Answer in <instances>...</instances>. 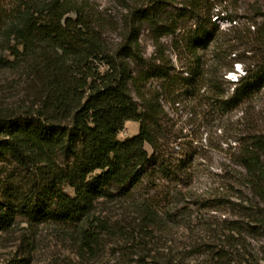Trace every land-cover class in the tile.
Here are the masks:
<instances>
[{
    "label": "trees",
    "instance_id": "16d2710c",
    "mask_svg": "<svg viewBox=\"0 0 264 264\" xmlns=\"http://www.w3.org/2000/svg\"><path fill=\"white\" fill-rule=\"evenodd\" d=\"M114 2L107 14L85 0H13L0 7V80L8 76L19 89L17 96H0V232L21 222L26 229L55 223L78 228L83 248L91 249L106 228L94 215L100 202L131 198L144 185L158 187L157 180L171 185L176 197L166 217L189 213L186 203L179 207L180 173L163 150V102L196 97L207 85L214 111L241 109L242 120L252 114L228 150L249 196L247 205L217 194L209 199L235 205L238 219L203 222L199 245L184 247L204 259L193 264L264 263V0L254 7L260 21L252 23V8H245L244 25L231 14V0ZM217 18L234 24L222 30ZM247 31L256 36V53L227 93L224 70L243 63L231 53ZM144 34L153 47L149 57ZM168 47L186 74L176 70ZM128 120L138 122V132L119 139ZM126 214L130 224L138 222L127 241L139 240L136 264H184L178 260L184 253L172 255L171 239L163 238L159 226L167 222L154 202L131 200ZM19 238L29 242V233Z\"/></svg>",
    "mask_w": 264,
    "mask_h": 264
},
{
    "label": "rangeland",
    "instance_id": "374dc122",
    "mask_svg": "<svg viewBox=\"0 0 264 264\" xmlns=\"http://www.w3.org/2000/svg\"><path fill=\"white\" fill-rule=\"evenodd\" d=\"M85 1L95 11L105 14L108 13V9L116 7L114 0ZM231 1H233L231 6L235 8L231 14L233 16L239 15V18L236 19L239 24L244 25L243 21L246 18L243 17V11L245 8H252V23L253 21H260V18H256L254 7H257L258 4L262 5V0ZM12 2L13 0H0V7L10 5ZM222 15L223 13L220 14V16ZM215 18L216 16L213 17V20ZM215 22L220 29L225 31H228L231 24H234V22L229 23L226 19L221 18H217ZM166 41L169 42L168 39ZM255 42L256 36L247 31L246 39L243 42H238L237 48L231 53V57L238 54L243 63L228 57L229 61L233 60L235 63L233 62V71L224 70L223 77L225 80L223 85L227 93L232 91L234 86L232 81L236 80L239 74H243L245 65L251 64L252 58L250 57L256 53L254 51ZM141 45L145 56L149 57L153 47L150 39L145 34L142 36ZM168 49L176 70L183 71V74H186L184 72V61H178L169 47ZM2 76L7 77V79L0 80V96L10 97L19 93L18 86L13 83L12 79L8 76ZM22 85L25 84H20V86ZM209 93L208 86L205 85L196 97L179 101L175 105L163 102L168 114L164 123L163 150L166 156L172 159L175 170L180 173L182 183L179 185V190L183 194L181 197L183 202L179 207L186 203L190 207L189 213L179 216L172 215L171 221L166 217L165 211L171 210V213H173L172 209H174L176 197L174 198L172 195L174 189L171 185L164 183L162 180H157L158 187L144 185V188L137 189L132 193L131 198L100 202L101 205L96 208L94 215L96 223L104 222L106 228L98 234V239L91 244V249L83 248L81 233L78 228L61 226L55 223H41L26 229L28 224L21 222L9 232H0V264H10L12 260L14 261L13 264H136L138 255L134 253L137 251L135 246L138 245L139 240L134 238L131 242L127 241L131 236L135 237L133 231L137 230H134L133 227L138 222L130 224L134 220L126 214V209L131 200H142L143 198L154 202L163 220L167 222L162 223L163 228L160 226L159 228L163 232L164 239H168V241L171 239L167 245L173 249L172 255L184 253L185 258H178L179 261L183 260L184 264L203 261L202 257L197 258L196 254L198 252L195 253L184 246L199 245L204 235L203 226L201 225L203 222L215 223L223 219L235 220L238 219L237 215L240 213L235 205L222 204V202L217 204L216 202H208V200L217 194L220 199L247 205L244 200L249 194L240 188V184H238L239 175L228 158V150L230 145L237 144L234 137H240L241 130L248 126L247 122L252 119V114L250 118L240 119L241 109L222 115L214 111L207 101ZM138 128L137 121L128 120L117 137L125 139L133 136L138 132ZM248 132L250 131L248 130ZM147 149L151 152L149 146H147ZM6 169L4 174L13 168L8 167ZM223 184H228L227 189L226 187L224 189L220 187ZM184 198L185 200H183ZM239 199H243V201ZM199 200H201L200 205L195 203ZM119 219H121V222L115 223ZM26 231L29 233V242H23L19 238V235ZM128 232L130 233L127 236L126 233ZM249 241L258 248L260 242H252L251 239ZM26 248L31 250V254L23 253ZM27 256L29 260L18 263L20 259L28 258Z\"/></svg>",
    "mask_w": 264,
    "mask_h": 264
}]
</instances>
